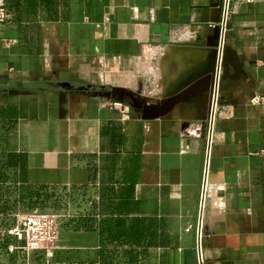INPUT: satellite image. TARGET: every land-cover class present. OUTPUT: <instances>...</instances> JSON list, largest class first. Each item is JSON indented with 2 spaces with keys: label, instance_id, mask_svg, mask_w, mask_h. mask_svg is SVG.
I'll return each mask as SVG.
<instances>
[{
  "label": "crops",
  "instance_id": "1",
  "mask_svg": "<svg viewBox=\"0 0 264 264\" xmlns=\"http://www.w3.org/2000/svg\"><path fill=\"white\" fill-rule=\"evenodd\" d=\"M2 3L0 264H264V109L247 98L264 96V0ZM221 40L245 82L214 104L215 75L191 79ZM186 81L157 119L113 107ZM33 212L58 216L52 251L10 252Z\"/></svg>",
  "mask_w": 264,
  "mask_h": 264
},
{
  "label": "water",
  "instance_id": "2",
  "mask_svg": "<svg viewBox=\"0 0 264 264\" xmlns=\"http://www.w3.org/2000/svg\"><path fill=\"white\" fill-rule=\"evenodd\" d=\"M214 47H218L219 51H214L213 54L206 58L198 70L193 72L191 80L202 78L208 81L217 74L219 86L214 91L213 102L215 104L217 93L223 94L229 89L243 88L245 77L239 68L238 60L232 52L223 48L222 40L214 44ZM230 69H232V74H230ZM219 71H221V75ZM188 84L186 81L176 91L165 95L164 101L160 104H148L133 92L126 90H120V100L117 102L122 103L123 100H127L129 107L134 111L140 112V117L143 120L157 119L172 110L177 103L178 97L190 87ZM253 97H255L253 93L247 94L249 101Z\"/></svg>",
  "mask_w": 264,
  "mask_h": 264
},
{
  "label": "built area",
  "instance_id": "3",
  "mask_svg": "<svg viewBox=\"0 0 264 264\" xmlns=\"http://www.w3.org/2000/svg\"><path fill=\"white\" fill-rule=\"evenodd\" d=\"M6 19V9L2 0H0V22H4ZM214 86L215 89H218L219 79H217V74H215ZM250 103L260 105L264 109V96H255L250 100ZM113 107L126 114L129 111V108L121 103H114ZM261 152L264 154V148ZM57 220L58 216L56 214L42 212L28 213L19 217L17 223L7 230V235L22 241V245L20 247L9 245L8 250L10 252L21 250L26 253L31 251L50 253L59 236Z\"/></svg>",
  "mask_w": 264,
  "mask_h": 264
},
{
  "label": "rangeland",
  "instance_id": "4",
  "mask_svg": "<svg viewBox=\"0 0 264 264\" xmlns=\"http://www.w3.org/2000/svg\"><path fill=\"white\" fill-rule=\"evenodd\" d=\"M193 48H195L194 46H193ZM154 50H152V51H147L146 52V54H145V56H144V62H145V70L147 71V72H152L151 71V68H153L152 70L154 71V66H156V61H152V58H153V56H154ZM152 63V64H151ZM159 68V67H158ZM160 69L161 70H159L158 72H154V76H155V79H156V81H161V80H163V74H166V75H168V69H165V70H162V67L160 66ZM178 74H179V72H176V74H175V76H172L174 79H176L177 78V76H178ZM146 76V75H145ZM169 77V76H168ZM172 77H169V79L166 81L165 80V83L163 82L162 84H161V86L160 85H157V90L158 91H160V94H163L164 93V91H165V89H166V87H168V83L170 82V80H174ZM150 82H152V81H150ZM150 86H151V84H150ZM154 86V85H153ZM154 88H155V86H154ZM136 91H139V88L138 87H136ZM116 103H119V102H116ZM123 106H127L128 108H129V113H130V111L132 110L130 107H129V102L127 101V100H123L122 101V103H121Z\"/></svg>",
  "mask_w": 264,
  "mask_h": 264
},
{
  "label": "trees",
  "instance_id": "5",
  "mask_svg": "<svg viewBox=\"0 0 264 264\" xmlns=\"http://www.w3.org/2000/svg\"><path fill=\"white\" fill-rule=\"evenodd\" d=\"M119 232H120L121 236H124V230H123L122 224L119 225Z\"/></svg>",
  "mask_w": 264,
  "mask_h": 264
}]
</instances>
